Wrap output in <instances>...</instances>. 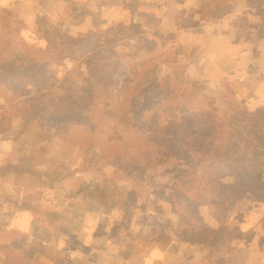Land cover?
Wrapping results in <instances>:
<instances>
[{
    "label": "trees",
    "instance_id": "16d2710c",
    "mask_svg": "<svg viewBox=\"0 0 264 264\" xmlns=\"http://www.w3.org/2000/svg\"><path fill=\"white\" fill-rule=\"evenodd\" d=\"M237 2L242 5L244 0ZM232 4L208 16L222 20L232 13ZM244 6L242 25L264 32V0H246ZM16 23L13 13L0 6V126L13 119L37 121L41 161L20 169L30 186L54 189L70 178L61 161L45 150L58 138L69 147L94 152L106 165L122 162L115 179L131 181L133 190L143 185L130 173L140 177L175 165L172 185L152 183L153 190L139 189L137 199L142 204L151 197L163 200L179 216L183 242L191 246L215 239L222 250L230 251L264 233V219L248 231L227 223L249 194H264L259 176L264 172V139L248 113L222 114L209 97L212 93L188 79L192 49L174 44L170 51L136 66V52L146 51L137 28L75 35L68 28L50 30L43 33L45 45L33 47L19 35ZM70 59L84 60L86 70L77 74L72 65L67 72H58ZM228 80L217 94L231 98ZM158 112L171 115L165 125L155 122ZM1 169L0 178H6ZM202 209L208 211L204 222L199 219ZM2 231L6 264H38L39 255L72 264L54 256L46 245L27 246L18 232Z\"/></svg>",
    "mask_w": 264,
    "mask_h": 264
},
{
    "label": "crops",
    "instance_id": "0c3cea01",
    "mask_svg": "<svg viewBox=\"0 0 264 264\" xmlns=\"http://www.w3.org/2000/svg\"><path fill=\"white\" fill-rule=\"evenodd\" d=\"M220 1L221 0H10V2H4V4L8 8L13 9L17 15L20 12H25L23 14L27 16L25 17V21L30 22V24L32 22H37L40 26H45L47 30H62L68 28L70 31L74 29V31L80 33L112 30L115 27H120L128 31L137 28L140 32L138 35L140 38L139 40H142L141 42L146 47V51L141 49L136 52V56L137 54H146L150 58L160 56L170 51L174 47V44H180L194 51L190 59L189 69L195 67V63L203 61L206 65L200 66L199 70L207 74L209 73L207 70L208 63L216 62L220 64L218 70L216 66L213 68L212 72L214 75L217 74V76L215 81L211 80L212 84L219 88L220 82L228 77L231 78V75L236 73L237 68L241 66L243 52L247 48V44L242 42L241 39L233 37V32L239 31L242 28V25L238 22L239 16L242 15V12L247 11V7L242 5L237 6V0H223L225 2L227 1L228 5L233 3V10L230 15L224 17L222 20L216 21L214 20V16L217 13L220 14L222 8L219 7ZM208 15L214 16L209 17ZM33 17H35V20H31ZM44 21L46 25L42 23ZM262 56L263 54L261 57ZM227 65H230V68ZM226 67H228V69ZM195 69L197 70V68ZM231 70H233V72H231ZM262 73L264 78V71ZM253 74L254 73H250L246 75V78L249 81L253 80ZM257 76L258 75H256V77ZM207 79L208 78L201 75L195 81L197 83H202L206 82L205 80ZM261 98L264 100V96ZM248 109L253 113V108ZM261 119L264 120V112H262ZM0 165H2V163H0ZM70 178H68V180ZM82 181H84L83 184L76 190L72 189L70 183L63 192L59 190L64 187L63 185L65 182L54 189H46L43 191H37V189L31 187L28 183H21L19 188L22 187V189H26V195H30V190L35 191L37 200L43 197V193L46 192L48 194L50 199L46 202L52 206L49 213V211L41 212L39 208H31L30 201L17 199V197L13 195V190L11 189L13 186H8L5 178L0 179V229L4 230L2 231L4 233L13 231L18 232L20 236L27 239V246L39 244L46 245L50 248L54 256L67 259L72 264H78L75 262V259L79 257L84 258V263L80 261L79 264H113L111 262L112 260H115L117 264H147L149 256L154 254L159 257V264L203 263L202 258L190 256L187 251L182 250L185 244L182 239L185 233L181 231L183 224L179 216L173 214L171 209L169 212L172 218H167V220H165L166 224L168 223L167 226H163V228L166 227L165 231L162 230L161 232V228H158L159 226L156 225L155 227H149L151 237L156 239L155 244H149V242H147L149 240L140 242L142 241L141 233H127L126 237L119 236V234H115L112 229H110L111 233L109 232V228L106 229L104 227L103 229V225H101V228L97 229V231L101 233L100 236L87 238V240L83 237V240L79 238L76 241L71 240L70 243V239L61 234L57 221L58 216L55 214L61 210V206L67 205L68 203L70 204L72 200V207L74 201H83V206L86 210L88 208L100 209L103 206V202L107 201L109 197L114 198V195L109 196L107 184H95L91 182L88 184L85 180ZM77 184L79 183L73 184L74 187H76ZM127 185L129 187L125 188V193L131 194L134 197L132 194L134 191L132 189V184ZM114 192L115 195L120 194L118 191L114 190ZM133 201L128 205L123 204L121 206L125 209V214L130 213L134 218L132 224L134 225L136 222L140 221L151 222V216L156 215V213L152 211V209L155 208L154 203L158 202H153L149 199L151 208L144 207V209L140 210L138 209L139 207L135 206ZM145 205L146 204H144V206ZM86 210L84 211L85 213L81 215H70V217L74 219V223H76L72 228L75 234L78 232L82 233L83 227L86 225L88 226V221L92 222L90 218L93 216L86 214ZM203 210L205 209H202V212ZM94 217H96V219L102 218L99 215ZM103 217H105V214H103ZM140 217L143 219L140 220ZM199 219L204 222L205 215L200 214ZM157 221L160 220H156V223ZM108 223H112L111 219ZM227 223L231 226L229 220H227ZM176 227H179L180 231H178L179 229L175 231ZM1 237L3 238L4 236L0 234V238ZM144 237H150V235L148 236L145 234ZM123 242L127 244L133 243V249L130 251L125 249L126 245L123 248L125 250H120V246ZM212 242H215V239H213L211 243ZM64 243H66L70 249L68 253L69 256L66 257L62 255L59 249L60 244ZM98 243L100 247L91 248L92 245H97ZM80 247L84 248L82 253L77 252V248ZM152 247H154L155 252L154 254L151 253L148 255L147 249ZM174 247H179L181 250H174ZM238 247L240 246L237 245L234 249ZM71 252L77 253H75L74 256H70ZM249 252L250 251H246L245 253L249 254ZM136 255L139 257L138 260L135 258ZM242 256H245L242 250L240 252L233 251L224 264H234L236 260ZM42 257L44 256L39 255L37 257L38 264L44 263V261L41 260ZM93 259H95V261H93ZM174 259L178 261L176 262ZM4 260L5 258L0 249V264H6ZM46 264L58 263L47 259Z\"/></svg>",
    "mask_w": 264,
    "mask_h": 264
},
{
    "label": "rangeland",
    "instance_id": "374dc122",
    "mask_svg": "<svg viewBox=\"0 0 264 264\" xmlns=\"http://www.w3.org/2000/svg\"><path fill=\"white\" fill-rule=\"evenodd\" d=\"M4 2H10V0H0V6L9 9L13 13L14 17L17 19L16 24L17 26H20L19 35L22 36L24 40L31 46L43 47L45 45V42L43 40V33L50 30H47V28L43 26L45 28L44 29L37 22H32L30 24V22L25 21V17H27L23 15L25 12H20L17 15L16 12L13 9L8 8L4 4ZM244 3H246V0H244ZM244 3H242V6H244ZM225 4H227V1L223 2L222 8L230 7V4L224 6ZM236 5L239 6L238 2L236 3ZM31 20H35V17L31 18ZM238 22L242 25L240 20ZM254 22L257 25L259 24L258 21ZM42 23L46 25L45 21ZM36 25H38L39 27ZM254 26L255 25L246 27L245 25H242V28L239 31L233 32L234 38L241 39L242 42L247 44V48L243 52V60L240 64L241 66L237 68L236 73H233L231 75V78H227L229 79V87L231 92L234 93V97L228 98L224 93L221 94V96L217 94L220 87H224L223 81L226 79L220 82L219 88L211 82V80L215 81L217 76V74H213L212 70L215 66L218 70V66L220 65L219 63H208L207 70L209 73L204 74V72L200 71L199 68L202 65H206V63H204L203 61L197 62L195 63V67H192L187 71V77L193 83H197L195 80L201 75L203 77L205 76L206 78H208L207 80H205L206 82L198 84L200 86H204L207 90L210 91V93H212L209 94V97L214 99L213 103L218 107L219 111L222 114L225 110H233L240 113H248L257 123V135L264 139V120L261 119L262 112H264V100L261 98L262 96H264V78L262 76V72L264 71V32H260L258 34L259 28L257 26V29H255ZM71 31L70 32L72 34L79 33L74 31V29H71ZM14 32L17 33L16 30H14ZM262 54L263 56L261 57ZM149 58L150 57L146 54H137L134 64L136 63V66H140ZM72 65L75 66L74 70L77 74H80L81 72H84L86 70V62L84 60L70 59L65 63L63 67L58 69V72L65 73L69 70V67ZM227 66L230 68V65ZM228 67L226 68L228 69ZM195 68H197V70ZM231 72H233V70H231ZM250 73H254V79L251 81L246 78V75ZM256 75L258 76L256 77ZM220 97H222V99H220ZM248 108H253V113H251ZM170 116L171 115L167 116L163 112H158L154 120L158 125H165L168 120H170ZM13 120V123L11 122L8 125L0 126V163H2V165L0 166L2 168V173L6 172L5 179L7 180V183H13V185H11L13 186L11 189L13 190V195H15L17 199H24L28 202L30 201L29 203L31 208H39L41 212L49 211L50 213L52 206L51 204H48V202H46L50 199L46 192L43 193V197H41L40 199L38 198L39 200H37V198L35 197V191L30 190V195H26V189H22V187L19 188L21 183H28L26 179L27 177L20 174V169L24 168L25 164H31L33 161L37 160L41 161L39 155L41 154L42 146H38L37 142L38 123L35 120L26 123L21 122L17 119ZM47 145L48 150L47 148L45 149L43 146V149L48 151L47 155L58 158L61 161L60 163L62 164L64 169L72 175L69 180L67 179L65 181L63 185V191L66 189V186L70 185V183L72 189L76 190L83 184L84 181L82 180H85L86 183L91 182L95 184H107L106 186L107 188H109V196L114 195V198L109 197L107 201H104L103 206L100 209L88 208L86 210V208L83 206V201H74L72 207V200L70 204L68 203L67 205L61 206V210L59 212H56L55 214L58 216L59 219H57V221L58 226L61 230V234L67 236L68 239H70V243L71 240L76 241L79 238L83 240V237L87 240V238L89 239L95 238V236H100L101 233H99L97 229L101 228V225H103V229L104 227L106 229L109 228L110 233V229H112L115 234L118 233L119 236L126 237L127 233H141L142 241L140 242H145L149 240L147 242H149V244L151 245L156 243V239L151 237L149 227H155L156 225L159 226L158 228H161V232L162 230L165 231L166 227L163 228V226L168 225V223L166 224L165 220H167V218H172L171 213L169 212L170 208L165 204V202L161 199L158 200V198L151 197L150 200H152L153 202H158L156 203L157 206L152 209V211L156 213V215H154L155 217L151 216V222L140 221L136 222L134 225L132 224V221L134 219L132 215L130 213L125 214V209L121 206L123 204L128 205L133 200H136L137 202L133 201V203L136 207H139L138 209L142 210L144 209V207L151 208V203L149 201V203H145V206L140 201H138L139 199L137 198L140 197V195L138 194L139 189L145 190L144 188H146L148 190H153L151 185L152 183L160 186L172 185L176 176L175 165H170L169 167H167V169L163 168L157 171H146L145 174L140 177H138V175L130 173V177L136 178V180L141 182V184L144 186H135V188L137 189L132 192V194L134 195L133 197L131 194L125 193V188L129 187L127 184H130L128 182L131 181L121 180V178L120 180H117L118 178L115 179L118 176V166L122 164V162L106 165L104 161L96 157L94 152L81 151L78 148L69 147L58 138H53L50 142H48ZM119 172L120 170L118 169V173ZM259 176L261 180V185L262 187H264V172L261 173ZM77 182L79 184L74 187L73 184ZM114 190L120 192V194L115 195ZM85 210L86 214H90L93 216L92 218H90L93 223L88 221V226L86 225L83 227V232H78L75 234L72 228L76 225V223H74L75 221L74 219H72V217H70V215H81L85 213ZM103 214H105V217H103ZM201 214H204L207 217L208 211L205 209ZM96 215H99L102 218L96 219V217H94ZM110 219L112 223L109 224L108 222ZM141 219L143 218L140 217V220ZM262 219H264V194L259 197V194L256 192H254L253 194H249L246 200L242 202L241 207L234 210L228 218L232 227L239 228L241 230L243 229L242 231H248L258 226ZM156 220L160 221H157L156 223ZM171 225L174 226L173 224ZM178 229L179 227H176L175 231H177ZM178 231H180V229ZM145 234H147L148 236L150 235V237L145 238ZM2 245L8 246L9 244L7 242H3ZM238 245L240 247L234 250L225 251L222 250V246L220 244H217L216 242H212L208 245L203 246H191L185 243L182 250L187 251L190 256H198L202 258V264H224L227 262L228 256L233 251L240 252L241 250L243 251L245 256L238 258L235 262L236 264H264V233H259L257 236L249 237L246 239V241H241ZM125 246V249H128L129 251L133 249V243L127 244L126 242H123L120 246V250H125L123 249ZM96 247H100L99 243L97 245L91 246V248ZM59 249L62 252V255H64L65 257L69 256L68 253L70 249L66 243L60 244ZM77 249V252L82 253V250L84 248L80 247ZM174 250L180 251L181 248L174 247ZM246 251H250L249 254H246ZM77 252H71L70 256H74V254ZM154 252V247L147 249L148 255H150L151 253L154 254ZM135 258H137V260L139 259L137 255L135 256ZM41 260L44 261L43 264L47 263L46 258L42 257ZM80 261L84 263V258L79 257L75 259V262L78 264ZM93 261H95V259H93ZM147 261V264H159V257L156 256V254L152 256L150 255ZM174 261L177 262L178 260L174 259ZM111 262L113 264H117L115 260H112ZM190 264H192V262H190Z\"/></svg>",
    "mask_w": 264,
    "mask_h": 264
}]
</instances>
